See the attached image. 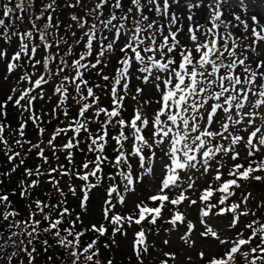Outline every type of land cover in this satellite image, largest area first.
Instances as JSON below:
<instances>
[{"label":"snow or ice","instance_id":"1","mask_svg":"<svg viewBox=\"0 0 264 264\" xmlns=\"http://www.w3.org/2000/svg\"><path fill=\"white\" fill-rule=\"evenodd\" d=\"M173 3L174 0H128L127 3L125 0H9L3 4L0 40L9 46L15 42L16 49L10 56L0 50V62L5 64L7 73L22 70L17 84L24 81L27 87L12 88L14 95H8L0 103V152L13 163L11 170L0 172V176L9 177L23 166L17 187L19 195L29 202L30 210L26 219L8 223L7 236L0 231V251L6 246L15 249L11 255L0 256V259L7 257L5 264H12L13 257L18 264H24L25 258L27 264H34L39 255L37 244L43 246L44 252L53 248L47 238L41 239L42 235L67 251L71 264L82 259L84 264L93 261L96 252L91 250L96 240L81 246L84 231H78L77 227L100 236L107 232L104 224L86 228L81 215L88 214L90 193L103 180L108 182L105 188L108 199L103 201L102 217L113 226V235L121 232L124 224L141 225L148 217V222L155 224L162 218L164 201L179 204L185 199L183 191L178 199L165 194L148 197L158 205L137 204V218L113 212L117 203L126 202L124 193L131 191L139 169L146 168L155 175L151 157L157 152L162 173L166 172L159 177L161 193L163 189L172 191L182 187L178 183L181 170L199 167L203 175L211 169L219 186L204 190L199 197L203 210L198 209V214L202 211L203 217H208L219 205L220 214L248 215L239 211L241 203L229 201L225 206V202L233 195L231 189L240 187L238 179L249 180L252 173L264 171V160L255 167L250 161L257 154L264 157V83L260 82L264 80V50L260 56L249 53L247 59L241 58L243 34L233 38L235 25L222 18L220 0H212L211 26L199 38L195 33L203 26L189 27L192 47L184 46L178 39L180 27H174L180 17L172 11ZM198 6L186 4L189 9ZM239 7L247 8L245 0H239ZM187 18L194 21L191 14ZM251 20L256 21L257 17L252 16ZM235 23L247 26L240 15L235 16ZM252 33L264 41V27L259 31L253 28ZM113 58L116 66L113 72L106 73ZM133 68L137 80L156 90L159 99L155 103L159 107L148 111L150 103L145 101L142 108L135 109L126 119L125 98L132 92ZM4 79L7 81L8 76ZM45 86L51 89V95ZM142 92L143 88L137 87L132 98L135 100ZM102 97L108 100L106 106H102ZM38 101L43 102L39 108ZM48 101L53 106L44 111ZM9 103L20 114L16 129L5 123ZM246 105L250 110H245ZM29 122L38 130L35 142L26 137ZM49 125L53 126L50 133ZM237 145H246L243 159L247 166L235 162L240 157ZM30 154L40 163L34 159L29 167L26 160ZM224 168L229 169L228 176L236 178L223 180L220 169ZM63 177L69 180L64 181ZM45 178L51 185L44 193L46 200L33 196ZM254 179L261 181L264 177L256 175ZM77 180L81 182L79 185L75 184ZM3 182L0 180V184ZM186 182L188 189L194 187L191 176ZM65 189L78 200L76 207L81 209L74 217L67 205ZM214 190L222 194L218 203L209 202L210 198L217 199ZM53 199L56 203L50 202ZM9 203V194L0 195V205L7 208ZM191 203L195 205L197 201ZM18 215L13 211L2 212L4 221ZM182 219L181 213L176 212L170 224L175 226ZM45 222L47 226H43ZM234 222L229 220V225ZM246 227L250 230L248 239L220 240L221 244L231 243V247L223 256L209 259L208 264H228L233 254L250 242L257 244L251 252L259 253L253 255L251 264H264V224L257 226L253 221ZM187 228L192 230L191 222ZM144 234L141 228L137 233L138 243L143 244ZM209 235L217 237V232L207 228L200 233L201 237ZM182 238L188 242L186 237ZM204 255L199 253L201 258ZM244 255L247 257L248 253ZM47 260L53 261V256L49 255ZM95 264L100 261L96 260Z\"/></svg>","mask_w":264,"mask_h":264},{"label":"rangeland","instance_id":"2","mask_svg":"<svg viewBox=\"0 0 264 264\" xmlns=\"http://www.w3.org/2000/svg\"><path fill=\"white\" fill-rule=\"evenodd\" d=\"M174 2H182L183 6H185L188 12H190V9L186 7L187 2L185 0H175ZM204 2H208L209 7L207 13L204 14V22H202L203 28L197 29L195 33L197 34L198 38L202 36L207 28L211 26L209 12L212 0H202V3ZM220 2L221 4L222 2H228L230 6L229 8L236 12L237 15H240L242 17V19L244 20V24L247 25L245 27L249 29L250 33L252 32L251 26L253 25L257 31L264 27V0H245L247 8L244 9L239 7V0H220ZM197 4L201 6L199 2ZM199 6L197 8H199ZM195 11L198 14L200 20V13H198V10ZM183 12L185 14V17L183 14L184 25L183 27H181V31L178 33V38H180L184 46L192 47V43H190V36L188 35V28L190 26H188L187 22V13H185V10H183ZM252 16H256L257 20L252 21ZM238 25L239 24H237V26ZM255 39L256 44L254 46L245 48L247 49V57L249 53H251L252 56H260L261 50H264V41H261L257 37H255ZM15 49V42H13L9 46L6 44V42L0 40V50L8 52L9 56ZM37 58H39V56ZM113 59L115 60V58ZM0 73V76H3V80L5 76H8V80H4L5 84L3 86V90L6 88L11 89V85L14 88L27 87V83L24 81H19V85L17 84L19 76L22 74L21 70H14L13 73H7L5 70V64L3 62H0ZM106 73L109 72L106 70ZM135 73L132 76L130 84L132 92H130L127 96L130 105L129 108L132 110L130 114L133 115L135 109L142 108L145 101H148L150 103V108L147 109L148 111H151L152 109H158L159 105L155 103V101L159 99L156 90L150 85L145 87L142 81L136 79ZM93 79L96 78L93 77ZM260 82L264 83V80ZM137 87L143 88V92L134 100L132 96L135 94V89ZM50 90V88L46 89L48 95H51ZM141 97H143V99H141ZM137 101H140V103H138ZM245 110H250L247 108V105ZM256 119L258 120V117ZM257 126H259V124ZM51 131L52 130H50L49 133ZM236 148L240 153V157L235 162L247 166L248 162L243 159V157L247 154L245 151L246 145H237ZM109 152H111V149H109ZM159 155L160 154L157 152L156 156L151 157V166L155 169V175H153L151 172H148L146 168L138 170L136 176H134V183L131 186V191L128 193H124L126 202L122 204H116L118 214L124 211V213L137 218V204L143 202L150 207L158 205V202H153L148 199V197L152 195L165 194L168 195L171 199H178L181 191H183L185 199L177 205H170L168 201H164L161 214L162 218H158L155 224L151 223L150 227L148 226V220H150V217H148L146 221L141 223V225L131 223L128 224V229L123 228L121 232H119L118 234L115 233V235H113L112 233L108 238V241H110L113 244L114 248L119 251L120 255H117L119 258L127 261L136 259L137 264H208L209 259L223 256V254L231 247V243L221 244L220 240L230 242L233 240H239L241 238L248 239L250 236V230L246 226L253 221L256 222L257 226L263 223L264 179H262L261 181H256L254 177L256 175L264 177V171H257L252 173L249 180L238 179V184L240 185V187L234 186L231 189L233 195L228 197V201L225 202V206L228 205L229 201L231 203L242 204V207L239 211L248 213V215H239L244 219L243 221L239 222L238 216L233 217L227 212L220 214L219 207L221 206L219 205L216 208L215 212L210 211L208 217H203L202 211L198 214V209L203 210V202L199 200V197L203 195V192L206 188L212 187L213 189H215L219 186L214 179L215 173L210 169L208 172L201 175L202 169H199V167L192 170H181L178 173L180 177L178 183H181L182 187L175 188L172 191H170L169 189H163V192L161 193V189L163 186L162 181L159 179V177L162 174H166V172L162 173V166L158 158ZM77 159L79 160V158ZM261 160H264V157H261L259 154H257V156L255 157L250 158V161L254 162V167L259 164ZM133 167L136 168V165L134 164ZM220 171L222 173L223 180L236 178L228 176V168L220 169ZM188 176H191L192 181L194 182V187L192 189H188L187 187L186 181L188 179ZM107 183V180H105L101 184L104 188L101 200L108 199L105 191ZM247 190L251 192V195L246 192ZM213 195L217 199L210 198L209 202L218 203V198L222 194L217 193L214 190ZM245 197H247L246 201L244 199ZM193 200H196L197 204H192L191 201ZM97 207L98 206H95V209ZM170 211L172 215H169ZM176 212H180L183 219L182 221H178L176 225L173 226L170 224V221L172 219V216H174ZM97 213L96 215H93V218L91 219L99 221L97 215L99 213H102V210L98 214ZM233 219L235 220V222L230 226L229 220ZM201 220H203V223L200 222ZM188 222H191L193 225L191 231H189L187 228ZM141 228H143L145 232L143 244L138 243L139 237L137 236V233L140 232ZM207 228H212L214 231H216L217 237H211L210 235L208 237H201L200 233L206 231ZM182 237H186L188 242H186ZM165 241H167V243H165ZM253 247H256V243L250 242L247 245H242L239 250V252L245 251L248 253L247 257H245L244 254L243 257L249 264L252 261L251 248ZM141 249H146V251H140ZM138 252L139 255L137 254ZM200 252H203L205 254L203 258L199 256Z\"/></svg>","mask_w":264,"mask_h":264},{"label":"trees","instance_id":"3","mask_svg":"<svg viewBox=\"0 0 264 264\" xmlns=\"http://www.w3.org/2000/svg\"><path fill=\"white\" fill-rule=\"evenodd\" d=\"M185 1L187 2L186 4H188L189 2L193 3V4H197L199 2V4L201 6H199V8H197V7L191 8L190 12H188V10L185 8V6H183L182 2H174L172 4V11L175 12L180 17V21H179L178 25H176L174 27H180V29H181V27H183V25H184L183 24V20H184L183 19V14H184L183 10H185V13H187V17L190 14L194 17V21H192V22H190L187 18L188 26L191 27V26H194L195 24L202 25V22H204L203 19L205 17L204 14L207 13L209 3L208 2L202 3V0H185ZM223 1H225V0H223ZM8 2H9V0H0V12H2L3 4L8 3ZM125 2L127 3L128 0H125ZM161 2H162V0H161ZM222 5H223V7L221 8V12L223 14L222 18L225 19L226 21L231 20L233 22V24L235 25V27L232 29L233 30V38H236L237 36H240L241 34H243V40L240 42V44H242V51H243V56L241 58L247 59L248 58L246 56L247 49H245V48L252 47L256 44L255 36L253 35L252 32L250 33L249 29H247L245 26L240 25V24L237 26V24L235 23V16L237 15V13L229 8L230 6H229L228 2L227 3L222 2ZM195 10H198V13H200V20H199L198 14L196 13ZM184 17H185V14H184ZM251 27H252V29L255 28L254 25ZM178 39H180V38H178ZM254 57H256V55ZM258 63H259V61H258ZM114 67H115V60L113 59L111 66L106 70L109 73H111V72H113ZM132 71H133V73H135L136 72L135 68H133ZM21 73H22V70H21ZM4 80H3V76H0V103H3L6 100L8 95H14L11 91V89L14 88L12 85H11V89L6 88L3 90V86L5 84ZM96 82L101 83V81H99L98 79ZM46 89H47V86H45V90ZM97 94L100 95L99 92H97ZM102 100H103L102 106H106L108 103V100L104 97H102ZM41 103H43V102L42 101L36 102V107L39 108ZM52 106H53L52 101H50V102L48 101L43 110L49 111L52 108ZM129 107H130V105L128 102V98L126 97L125 98V110H124V116L126 119L130 118L132 116V114H130V112L132 110ZM6 111H7L8 115H7V118L5 120V123H7L9 125L10 129H16L18 127V122L20 120V114H19L18 109L16 107H14L12 103H9ZM93 127H95V125H93ZM50 130H53L52 125H49L47 128L48 132ZM26 137L28 139H31L33 142H35L36 139L38 138V130L35 128L34 125L31 124V122H29L27 125ZM47 138L48 137L46 135L45 140ZM56 143H59V140H57ZM76 158H80L79 155H77ZM34 159H35L36 163H40L39 159L35 158L34 154H30V158L28 160H26V164L29 167H32ZM60 159H61V162H64V157L62 155H61ZM15 163L18 164L19 161L17 160V161H15ZM12 167H13V163L8 162L5 155L2 152H0V172H9ZM23 171H24L23 166H21L19 169H17L16 172L11 173V175L9 177L0 176V180L4 181L3 184H0V195L9 194V199H10V203L7 205V208H4L2 205H0V231H2L5 234V236H7L9 234L8 223L11 220H13V219H26L29 215V211H30L28 208L29 202L19 195V189L17 187L19 180L22 178ZM106 171H107V169H106ZM62 179L64 181H68L69 177H63ZM104 181L105 180L101 181V184ZM80 183L81 182L78 180L75 181L76 185H79ZM101 184L97 188L93 189L90 193L91 203H89L87 206V213L88 214L84 215L83 213H81V215H82V219H83V224L86 228L90 229L92 224H96L97 227H99L101 224H104V226L107 228V232L105 233V235L100 236L99 233H96L93 231H85L84 228H80L79 226L77 227L78 231H84V235H82L80 237V245L81 246H87L88 243H91L93 240H96V244L94 245L93 249L91 250V251H95L96 255L94 256V260L91 262H87V264H95L96 260H99L100 264H109V261L111 262V264H137L136 259H134L132 261H127V260H123L122 258H119L117 256V255H120L119 251H117L116 248H114L113 244L110 241H108V238L113 233V226H111L108 221L103 220L102 213H99L102 210L103 201H104V200H101L102 194L104 192V188L102 187ZM62 187H63V185H62ZM50 188H51V185L46 182V178H45V182L40 187H37L34 190L33 196L34 197L39 196L41 199L46 200V196L44 195V193H47ZM13 192H15V194H12ZM65 192L67 194L66 189H65ZM246 192L249 193V195H251V192L249 190H247ZM77 195L78 196L81 195L79 192V189H77ZM50 202L56 203V200L53 199ZM77 203H78V200L75 197H73L71 194H67V205L70 207V209L73 210V213H72L73 217H74L75 213L81 212V209L79 207H76ZM95 206H98V207L95 209ZM3 211L18 212L19 215L15 218L9 217V221H4L3 216H2ZM96 213L98 214L97 218L99 221H96L95 219H91V218H93L92 217L93 215H96ZM123 213H124V211L121 212L120 215L128 216L127 213H124V214ZM113 214H118L116 207L114 208ZM37 218H39V217H37ZM53 218H55V216H53ZM243 220L244 219L241 216H238L239 222H241ZM263 223H264V221H263ZM263 223H261V224H263ZM43 226H47L46 222L44 223ZM65 226H68V225L66 224ZM123 228L128 229L129 228L128 224H124ZM118 233H116V234H118ZM45 238H47L49 240L50 244H53V248H50L47 252H44L43 246L40 244H37L36 247H37V251H38L39 255H37V257L34 261V264H53V262H54V264H71V259L68 257L67 251H65L59 245H56L55 242L50 237H46L43 235L41 236V239H45ZM70 239H71V237H70ZM256 246H257V244H256ZM73 250H76V249H73ZM13 251H15L14 248H11L10 246H6L2 251H0V256H4V253H8L9 255H11V252H13ZM244 252L238 251L236 254L233 255V258L230 261H228V264H249L246 262V260L243 257ZM258 254L259 253H256V254L252 253L251 256L253 257V255H258ZM49 255L53 256V261L47 260V257ZM6 259H7L6 256L4 257V259H0V264H5ZM12 264H18L16 257H13ZM24 264H27L26 258H25ZM78 264H84L83 259L80 262H78Z\"/></svg>","mask_w":264,"mask_h":264},{"label":"water","instance_id":"4","mask_svg":"<svg viewBox=\"0 0 264 264\" xmlns=\"http://www.w3.org/2000/svg\"><path fill=\"white\" fill-rule=\"evenodd\" d=\"M148 226L150 227V224H148Z\"/></svg>","mask_w":264,"mask_h":264}]
</instances>
